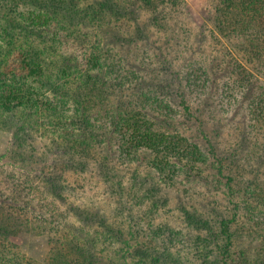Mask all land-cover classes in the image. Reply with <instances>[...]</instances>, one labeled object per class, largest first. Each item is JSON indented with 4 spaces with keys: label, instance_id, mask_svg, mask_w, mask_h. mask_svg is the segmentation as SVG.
Instances as JSON below:
<instances>
[{
    "label": "trees",
    "instance_id": "trees-1",
    "mask_svg": "<svg viewBox=\"0 0 264 264\" xmlns=\"http://www.w3.org/2000/svg\"><path fill=\"white\" fill-rule=\"evenodd\" d=\"M211 2L197 24L180 0H0V144L9 136L18 164L0 170V264H180L163 243L165 204L202 176L207 123L231 149L228 167L242 161L248 185L237 193L264 232V184L246 172L264 159V0ZM182 53L180 93L169 94L166 57ZM85 187L93 202L78 197ZM161 201L165 224L154 231L146 217ZM181 210L208 227L207 255L238 241L227 222L219 233ZM127 216L137 224H118ZM29 238L42 255H25Z\"/></svg>",
    "mask_w": 264,
    "mask_h": 264
},
{
    "label": "rangeland",
    "instance_id": "rangeland-1",
    "mask_svg": "<svg viewBox=\"0 0 264 264\" xmlns=\"http://www.w3.org/2000/svg\"><path fill=\"white\" fill-rule=\"evenodd\" d=\"M180 1V13L181 16L185 17L184 19H193L197 24H204V22H207V16L210 12L212 3L211 0ZM123 29L124 30L121 29V31H123L122 38H119L124 45V43H126L125 39L128 36L127 33L125 34L126 27ZM149 39L150 42L148 43L155 41V44L152 47L153 52H156L154 47L159 44V41L155 39L154 36L149 37ZM121 49L124 53L123 46ZM164 50L166 51L165 48ZM166 55L168 54L166 53ZM173 57L174 55L170 59L168 56L166 57L168 63H166L165 66L168 68V70L166 71V74L163 73L160 76L161 79L159 82L164 83V81H168V86L165 87L167 93L170 92L169 94H178L180 93V90H178L177 87L178 80H176L173 75L179 74L180 77L183 76L184 65H186V59H189V53L180 54L181 59L179 58L178 60L177 56L174 60H172ZM256 75L259 79L258 82L260 83V87L264 90V78L259 74ZM241 115L242 114H239L237 117H241ZM207 124L206 131L199 138V143L202 146V150L206 155H208L206 163L200 164L203 174L201 177H197L195 179L196 181L186 183L180 188L181 192L188 191L187 193L184 192L186 194L168 192V202H166L165 206L172 210L171 212H168V215L165 217L166 221H169V226H167V228L164 227L166 225L163 226V243L168 249L169 253L179 259L180 264H240V262H244V264H264V232L259 233V230L262 228L263 224H255L252 222L249 216L244 214L245 210L243 209L241 199L239 198L242 193H237V191L242 192L245 190L248 185L246 182L243 184L244 181L240 180L242 178L239 175L244 173L242 167L239 164L242 161H240L239 158L235 159V163H233L230 168L228 167L229 162L226 161L227 155L224 152V150L229 149L227 147L228 144L224 142L219 143V140L216 139V135L219 133L218 125L216 123ZM189 126H193V120ZM13 148H15L13 141H11L9 136H5L3 143L0 144V170L18 166V164L11 159ZM237 149L238 151L236 152L238 153V157L243 160L246 156L245 152H241L239 148ZM255 160L256 159H254V161ZM246 165L248 167V164ZM252 169L253 171L248 169L246 172L255 173L257 179L259 180V183H257L263 185L264 159L262 161L260 160V162L257 159V161L254 163V168ZM194 175L196 174L194 173ZM245 177L247 178L248 175L246 174ZM2 179L3 176L0 175V184L3 182ZM250 180L255 181L252 178H250ZM183 187L185 188L182 190ZM86 188L87 187H85L83 190V194L78 195V197H82L83 200L93 202V200H90L88 197L86 190L89 191V189ZM1 190L2 189L0 188V191ZM92 194L89 195L91 196ZM100 201V198L97 199V203L103 205L100 203ZM161 205H163L162 201L158 204V210L155 211L154 215L150 218L148 216L146 217L147 221L151 222L150 226L154 231H157L158 226L165 224L164 216L161 215L166 213L164 210H166L167 207L164 208ZM182 208H185L186 211L195 215L198 213L199 215L196 216L200 217L198 218L201 220V222H207L209 227H212L213 230L219 233L221 232L222 222H227L228 233L233 235L232 239L237 237L238 241L234 240L235 242L233 241L231 244H229L226 250L228 253H222V249L219 246L220 241H218L217 244L213 243L208 247L212 253L207 255V247L202 244V240L208 236V227L198 226L187 220L183 210H181ZM2 210H4L3 213L5 216L9 215L8 206H3ZM195 210L197 212H195ZM257 215L259 216L260 214L257 212ZM110 218L113 220V217ZM123 220L129 227H133L137 224L136 220H131L128 216L125 218L123 217V219H121L118 224L123 225ZM137 221L139 222V218ZM260 221L264 223L262 215ZM144 223H146V221ZM94 227L97 228L98 226ZM255 227H258L256 232L254 231ZM96 228H92L88 232L92 234ZM175 231H178L177 233L179 242L173 243V245L172 243H169L170 241L168 240L167 236L169 234H175ZM147 232L150 233L151 231L148 230ZM242 244L246 248L247 254H245V256L241 255L242 260H237L234 258V254L241 252L240 246ZM161 246L163 247L162 242ZM161 246L156 245V248L159 252L161 250ZM20 247L23 249L27 257L31 258L33 256L37 257L38 255H42V248H39V242H36L30 238L23 241ZM37 251L39 254H36Z\"/></svg>",
    "mask_w": 264,
    "mask_h": 264
}]
</instances>
